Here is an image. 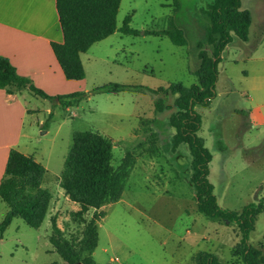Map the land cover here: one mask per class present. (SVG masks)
<instances>
[{"label": "rangeland", "instance_id": "obj_1", "mask_svg": "<svg viewBox=\"0 0 264 264\" xmlns=\"http://www.w3.org/2000/svg\"><path fill=\"white\" fill-rule=\"evenodd\" d=\"M211 1L179 0L174 11L172 0H121L115 32L80 55L85 77L78 81L83 88L75 91H84V99L63 107L30 91L16 94L33 113L24 124L30 136H22L16 150L35 156L46 168L42 187L52 199L39 228L15 217L0 231V264H68L48 236L55 218L65 237H81L84 223L71 217L80 207L64 194L58 177L73 132L89 130L111 141L114 168L126 152L135 157L121 199L83 215L88 221L95 212L105 213L96 220L98 242L92 253L96 264H191L199 251L215 254L221 263L241 264L235 251L241 238L237 224L211 220L197 211L195 191L188 182L189 148L172 144L175 129L168 118L176 108L155 114L157 95L150 92H92L106 83L152 89L171 82L196 83L193 71L198 67V53L204 49L211 55L213 49L205 38L206 7ZM240 1L241 8L252 14L246 47L255 50L264 42V0ZM128 14L136 34L119 30ZM170 16L183 29L186 45L148 33L167 28ZM239 43L234 37L221 55L210 103L194 107L201 117L197 134L212 155L208 179L213 193L220 207L235 211L249 203L264 206V104L252 105L248 92L251 86H264V73L260 79L250 76L253 62L250 55L241 57ZM174 98L169 95L168 104ZM239 110H251L250 119ZM7 210L0 201V223ZM248 242L264 252V207L255 217Z\"/></svg>", "mask_w": 264, "mask_h": 264}, {"label": "trees", "instance_id": "obj_2", "mask_svg": "<svg viewBox=\"0 0 264 264\" xmlns=\"http://www.w3.org/2000/svg\"><path fill=\"white\" fill-rule=\"evenodd\" d=\"M59 23L63 35L61 42H51L53 53L65 78L81 80L85 70L80 58L94 43L113 34L116 16L121 0H55ZM173 10H177L179 0H172ZM240 0H212L207 4L206 14L209 25L205 28V38L212 45L211 55L201 49L199 64L193 72L197 82L189 86L171 82L167 87L152 89L142 85L106 83L92 89L93 93H119L125 90L150 92L154 99L155 114L171 107L176 111L169 116V124L175 129L172 144H186L191 155V173L188 182L195 191L197 211L211 220H227L237 224L241 238L235 246L241 264H264V252L248 242L249 233L254 227L255 217L263 210L262 203H249L240 211L219 206L213 193V185L208 179L209 163L212 155L206 148L204 139L197 132L201 117L194 110L196 105L206 106L214 97L218 77L220 56L234 37L248 40L252 14L240 9ZM131 14L125 16L119 30L127 34L137 31L129 26ZM153 35H165L173 44L184 46L187 38L183 29L168 19L167 28L161 31H148ZM0 88L9 94L30 91L32 94L49 99L63 107H68L85 98L84 91L48 95L35 87L30 79L19 75L8 58L0 55ZM169 95L175 98L168 104ZM152 123L154 120L151 121ZM111 141L97 131H75L72 144L64 160V167L58 177V184L67 198L79 205L71 217L84 223L81 237L77 240L65 237L63 230L51 219V233L48 240L53 249L68 264H96L92 253L97 246L98 232L96 220L102 218L103 211L95 212L85 221L83 215L90 209L97 210L102 205L121 199L125 182L135 162L133 153L126 152L119 165H111ZM46 168L32 155H25L11 149L0 182V201L8 210L0 223V231L7 227L13 218H21L28 226L39 228L45 218L52 199L51 192L42 187ZM191 264H225L210 252L199 251Z\"/></svg>", "mask_w": 264, "mask_h": 264}, {"label": "crops", "instance_id": "obj_3", "mask_svg": "<svg viewBox=\"0 0 264 264\" xmlns=\"http://www.w3.org/2000/svg\"><path fill=\"white\" fill-rule=\"evenodd\" d=\"M240 9L246 8L240 6ZM249 39L248 37L247 41H240V54L244 59H248L250 55L249 60L253 62L250 76L260 79L264 73V42L257 46L261 49H247ZM62 40L55 0H0V55L9 59L19 75L30 79L35 87L48 95L64 94L83 88L78 81L84 78H65L53 53L51 42ZM225 50L226 48L223 53ZM258 51L260 55H253ZM248 92L252 95L249 98L252 105L264 104V86H251ZM255 93L258 95L255 96ZM239 113L247 119L252 114L251 110H239ZM32 114L16 94H9L0 88V182L9 151L19 149L21 137L27 135L24 132L25 119Z\"/></svg>", "mask_w": 264, "mask_h": 264}, {"label": "water", "instance_id": "obj_4", "mask_svg": "<svg viewBox=\"0 0 264 264\" xmlns=\"http://www.w3.org/2000/svg\"><path fill=\"white\" fill-rule=\"evenodd\" d=\"M77 264H79V263H77Z\"/></svg>", "mask_w": 264, "mask_h": 264}]
</instances>
